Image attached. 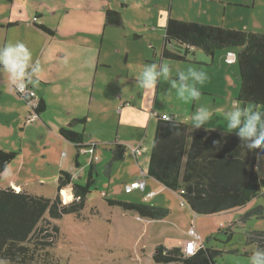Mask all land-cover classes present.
Returning <instances> with one entry per match:
<instances>
[{
	"label": "rangeland",
	"instance_id": "rangeland-1",
	"mask_svg": "<svg viewBox=\"0 0 264 264\" xmlns=\"http://www.w3.org/2000/svg\"><path fill=\"white\" fill-rule=\"evenodd\" d=\"M11 1V4L2 1L0 6L8 5L10 11L19 15V19L30 20L34 4L40 0ZM58 1L62 6L67 5L65 11H69L63 15L65 17L61 27L76 30L81 40L92 39L95 49L99 46L100 62L106 65L99 66L97 71L94 102L89 101L90 97L87 100L91 121L86 124L80 122L69 128L75 130L81 127L85 131V145L97 142L95 155L92 156V150H89V158H94L96 166L95 184L90 189L81 215H64L53 221L51 226H58L59 232L54 234L52 227H49L52 246L46 251L39 249L36 260L28 264H154L152 253L157 245L171 248L191 238L200 244L206 242L208 236L212 237H209L207 246L223 251L217 258V264H250V253L255 246L249 245L246 238L253 231L264 232V219L253 217L244 223L239 218L242 209L245 213L264 204V189L250 205L216 215L192 213L168 188L156 192V184L153 187L147 184L149 189H154L148 192L151 194L149 197L145 190H133L129 194L124 190L133 181L144 183L130 176L133 164L140 169L132 151H142L140 161L150 157L157 113L169 115L173 111L177 120L192 125V115L204 106L212 116L202 128L227 129L226 113L233 110L234 104L246 110L264 112L263 106L237 101L241 88L239 68L237 63L227 57L228 50L235 54L238 52L235 47L218 49L213 57L198 50L195 57L189 55L191 62L162 58L164 27L169 18L185 17L183 21H196L192 17H201L199 21H206V16H203L206 10L207 19L211 20L206 22L214 23L211 25L264 33V0H124V4H129L128 7H122L120 1L115 0L114 7L121 14L123 26L105 29L101 24L98 29L94 28L93 19H88L92 18L91 14L86 15L90 9L85 3L79 0ZM105 11L100 19L103 23ZM166 47L176 49L174 42L167 43ZM153 63H164L170 67L168 80L158 78L154 96L147 93L137 79L144 67ZM189 67L204 71L208 79L203 85L197 86L201 92L199 99L185 102L177 99L171 83L173 80L178 81L177 74L181 71L187 73ZM2 73L10 77L6 70L3 69ZM30 111V106L17 93L15 86L9 88L0 84V150L19 153L1 173V188L12 187L14 183L54 198L56 180L61 170L70 172L75 180L80 176L79 183L84 184L88 168L76 165L74 152L77 149L66 141L56 145L43 118L38 116L28 122ZM52 113H47L45 120L47 117L51 120L49 117ZM84 116L81 114L78 119H84ZM69 123L68 120L64 127H68ZM232 132L236 134V130ZM115 141L124 144L125 158L113 164L112 174L107 177L104 175V164L111 158L109 148ZM82 150L80 157L84 161L88 157H84ZM257 157V173L264 180V155ZM70 188H64L71 195L67 202L62 196V190L59 192L63 203L68 204L74 200ZM107 199L146 205L155 203L159 205L155 207L167 209L168 214L160 220L142 217L135 211L125 212L119 206L108 205ZM191 229L194 234H191ZM230 234L232 238L228 240ZM32 242L33 238L29 243L32 245Z\"/></svg>",
	"mask_w": 264,
	"mask_h": 264
},
{
	"label": "trees",
	"instance_id": "trees-1",
	"mask_svg": "<svg viewBox=\"0 0 264 264\" xmlns=\"http://www.w3.org/2000/svg\"><path fill=\"white\" fill-rule=\"evenodd\" d=\"M104 20V27L123 26V19L117 10L107 9ZM35 26L47 34H53L42 24ZM164 41L162 58L178 62H191V49L201 50L206 56L213 57L218 49L235 47L238 52L234 62L238 65L241 80L237 101L264 108V33L169 18L164 27ZM170 42H174L176 49L166 47ZM34 110L37 116L45 112L46 106L42 99H37ZM162 116H155L156 128L147 173L175 193L192 213L211 215L230 211L245 206L264 189V180L255 170L256 158L263 155L264 150L250 151L237 134L215 129H193L192 125L177 120L173 115H169L171 120H164ZM80 122L85 120H72L68 127L58 130L59 135L77 149V166L80 165V150L83 149V154L88 156L89 150H92L93 156L97 146V142L85 145L83 132L70 130ZM214 141L218 143L214 144ZM113 144L109 148L111 158L104 164V175L107 177L111 175L113 164L124 160L126 153L124 144L117 141ZM18 155L16 151L0 150V177ZM93 159H88V174L84 184L77 182L70 172L61 170L54 198L7 187L0 189V260L12 264H28L36 260L39 249L46 251L52 246L49 227H52L54 234L59 232L58 226H51L53 221L64 215L80 216L90 189L95 184L96 166ZM66 187H71L74 197L68 204L63 203L59 196L60 190ZM107 202L108 205L121 207L125 212L135 211L142 217L155 220L168 214L167 209L155 205L111 199H107ZM253 217L264 219V204L243 213L239 221L246 223ZM32 238L33 246L29 243ZM230 238L232 234L228 240ZM209 239L206 238V242H202V246L189 256L183 254V246L169 248L159 244L152 253L153 263L217 264V258L223 251L207 246ZM246 242L255 246L253 252L258 247L264 249V232H251Z\"/></svg>",
	"mask_w": 264,
	"mask_h": 264
},
{
	"label": "crops",
	"instance_id": "crops-1",
	"mask_svg": "<svg viewBox=\"0 0 264 264\" xmlns=\"http://www.w3.org/2000/svg\"><path fill=\"white\" fill-rule=\"evenodd\" d=\"M2 1L5 2L8 1L7 2L8 4L12 3L11 0L10 1L0 0V2ZM79 1L85 3L89 7L90 10L88 12L86 11V15L88 16L89 14H91L92 18H88V19H93V26L96 29H98V25L100 24L104 25V23L100 21L101 16H103L104 14L103 11H105L108 8L116 10V8L114 7L115 5L113 3L115 2V0H79ZM119 1L122 7H128L129 4L128 3L124 4V0H119ZM221 4H225V3H221ZM227 4L230 5L234 3H227ZM239 6L242 5L239 4ZM67 8H68L67 5L63 4L62 6L58 0H40L34 4L32 19L27 20V18L19 19V15L15 14L13 10L10 11L8 5L0 6V48H3L8 44H15L17 42L23 43L32 54V60H31L32 66L34 67L36 64H39L40 71L34 77H32L33 80H38L39 83L36 86H33L32 83H27L26 85L35 91L37 95L36 99H42L44 101L46 110L39 117L43 118L45 122L44 125L47 127V130H49L52 133L54 138V143H56V145H60L65 141L68 142V140L61 137L58 133V130L60 128L66 126L68 120L69 122H71L72 120L78 119V117L81 116V114H84L85 124L87 123V121H91V117L88 115L89 104L87 100H89L88 98L90 97L89 101L94 102L93 94L95 89L94 86L96 85V80H97V71L99 70V66L100 67L106 66L104 65V63L100 62L99 46L97 49H95V44L92 41V39L85 41L84 39L81 40L80 33H77L76 30L73 31L71 28L63 29V27H61V24L65 17V16L63 17V15L69 13V11H65L67 10ZM2 11L4 12L6 11V13H3ZM203 12L206 13L203 15L206 16L205 18L206 21H211L210 19H207L208 12L206 10H204ZM34 17L37 18V22L35 24H42V26H45L46 28L52 30L53 34L52 35L47 34L38 27H36L33 22ZM199 18L201 17H196V18L192 17V19L196 21H191V20L190 21L198 22V23L200 22L209 23L208 25L210 26H218V25H211L214 23L199 21L200 20ZM176 19L184 20L185 17L182 19L180 17H176ZM105 28L107 27L103 26V29ZM190 51L193 52V57H195L196 52L198 50L191 49ZM229 53H234V51L228 50L227 57H229ZM236 54L234 53L235 58H236ZM192 60H194V63L196 62L194 58ZM2 70L3 68L0 67V84L4 86H9V88L15 86L13 85L10 77H7L6 73H2ZM28 71L30 72L31 69H29ZM87 106L88 108L86 109ZM64 109L65 111H68L67 114L65 113V111H62ZM54 110L56 112H54ZM50 112H53L52 116L49 117L52 119L49 120L47 117V120H45V115ZM164 114L168 115L167 113H162L161 115ZM156 115L161 116L158 113ZM169 115L174 116L173 111L170 112ZM155 128H156V123H155ZM215 130L235 134L234 132L228 129L216 128ZM74 131L83 132L85 136V131L81 130V127L76 128ZM70 144L73 145V143ZM133 151L132 154L134 155ZM51 153L52 151L50 150L49 154ZM74 154L76 156V151L74 152ZM84 157L86 158L88 157L89 159V156L87 154L84 155ZM134 157L136 158L135 161L138 163L140 169H138L136 165L133 164L130 176L134 178H139L141 179V181L144 182V188H145L144 192L148 193L150 191H154V189H149V187L151 186L153 187V184L157 185L158 191L156 192L158 193L162 189H164L165 186L157 182L154 178L150 177L147 173V167H148V162L150 161V157L148 159L147 157H145L144 159H141V161L139 160V157H143L142 153L141 155L138 156L134 155ZM257 158H256V164H257ZM80 159L81 157L78 159L80 165H82L83 168H87L88 159L86 160L84 159V161ZM256 164H255V170L257 172ZM79 178L80 176L77 177L76 179L77 182H79L80 180ZM56 184H57V180H56ZM147 184L150 186L148 187ZM3 188H1L0 186V189ZM8 188L22 190L26 193L37 194V196H43L38 194L36 191L28 190L27 189L28 186H20L18 184L12 183V187H8ZM137 190H141V189H137ZM169 191L170 193H172L170 189ZM134 192H139V191H134ZM252 200L249 203H247L245 206L250 205L252 203ZM153 204L155 205V203ZM155 206H159V205H155ZM245 206L239 208L241 209L244 208ZM239 208H235L233 210ZM233 210L230 211L228 210L225 212H231ZM243 212L244 209H242V213ZM79 215H81V212ZM208 237H212V236H208ZM187 240L188 239H186L185 241L183 240L181 244L177 246H184Z\"/></svg>",
	"mask_w": 264,
	"mask_h": 264
},
{
	"label": "clouds",
	"instance_id": "clouds-1",
	"mask_svg": "<svg viewBox=\"0 0 264 264\" xmlns=\"http://www.w3.org/2000/svg\"><path fill=\"white\" fill-rule=\"evenodd\" d=\"M31 60L32 54L23 43L17 42L0 48V67L9 73L13 85L21 92L27 83H32L33 86L39 83L38 80L32 79L40 71L39 64L33 67ZM29 69H31L30 72ZM177 76L178 81L173 80L171 83V87L176 90L177 99L185 102L198 100L201 92L197 86L205 83L208 79L207 74L194 67H189L187 73L181 71ZM159 77L164 80L169 79V65L164 63L147 65L137 79L139 85L154 96ZM189 78H191V83H189ZM211 116L212 113L209 109L201 106L191 117L193 129L206 126ZM262 116H264V112L246 110L238 104H234L233 110L226 113V127L230 131L236 130L237 136L246 142V147L250 151L264 150V120H262ZM171 119L168 117V120ZM216 143L218 142L214 141V144ZM0 264H5V261L0 260ZM250 264H264V249L258 247L253 252Z\"/></svg>",
	"mask_w": 264,
	"mask_h": 264
},
{
	"label": "built area",
	"instance_id": "built-area-1",
	"mask_svg": "<svg viewBox=\"0 0 264 264\" xmlns=\"http://www.w3.org/2000/svg\"><path fill=\"white\" fill-rule=\"evenodd\" d=\"M33 22L36 23L37 22V18L34 17L33 18ZM235 55L234 53H229V60L231 61H235ZM17 93L22 96V98H25V100H27V105L30 106V113H28L29 119L28 122L33 121V119L37 116V112L34 110L36 105H37V95L35 93V91L30 88L29 86L26 85L25 89L21 92L19 91L16 87H15ZM33 114V116H32ZM169 116H167L166 114H164L161 118L164 120H167ZM135 156L141 155V151L139 149H136L133 151ZM137 189H141L144 190V183H141L139 180L137 181H133L129 186L125 187L124 192L126 193H131L133 190H137ZM183 192V191H182ZM151 194L148 193L147 197H149ZM191 234H194V230L191 229ZM202 246V243L199 244V242H197L196 240H194L193 238L188 239L185 243V245L183 246V254L185 256H189L192 255L194 252H196L197 248H200Z\"/></svg>",
	"mask_w": 264,
	"mask_h": 264
},
{
	"label": "bare ground",
	"instance_id": "bare-ground-1",
	"mask_svg": "<svg viewBox=\"0 0 264 264\" xmlns=\"http://www.w3.org/2000/svg\"><path fill=\"white\" fill-rule=\"evenodd\" d=\"M61 193H62V195L65 197L66 202L69 201V200L71 199V195H70V193L66 192L65 189H63V190L61 191Z\"/></svg>",
	"mask_w": 264,
	"mask_h": 264
}]
</instances>
